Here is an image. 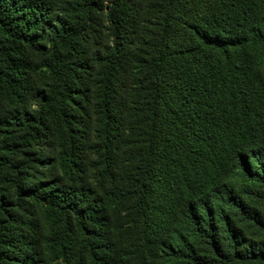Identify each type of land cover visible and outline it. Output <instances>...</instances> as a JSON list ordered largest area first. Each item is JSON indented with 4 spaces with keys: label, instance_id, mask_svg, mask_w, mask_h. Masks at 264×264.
<instances>
[{
    "label": "trees",
    "instance_id": "trees-1",
    "mask_svg": "<svg viewBox=\"0 0 264 264\" xmlns=\"http://www.w3.org/2000/svg\"><path fill=\"white\" fill-rule=\"evenodd\" d=\"M259 205L264 0H0V264H264Z\"/></svg>",
    "mask_w": 264,
    "mask_h": 264
},
{
    "label": "rangeland",
    "instance_id": "rangeland-1",
    "mask_svg": "<svg viewBox=\"0 0 264 264\" xmlns=\"http://www.w3.org/2000/svg\"><path fill=\"white\" fill-rule=\"evenodd\" d=\"M258 190H261L257 187H252V186H249V188L247 189V197L248 199H250V202H252L253 204H256L254 200L257 201V198L256 196L259 195V191ZM260 208L262 210H264V206L262 205H259ZM257 207V206H255ZM250 239L254 240V241H258V240H262L264 241V233L263 232H256L255 230L253 231V235L250 237Z\"/></svg>",
    "mask_w": 264,
    "mask_h": 264
}]
</instances>
